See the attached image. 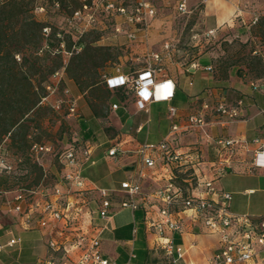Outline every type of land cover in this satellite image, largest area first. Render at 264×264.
<instances>
[{
  "label": "built area",
  "instance_id": "obj_1",
  "mask_svg": "<svg viewBox=\"0 0 264 264\" xmlns=\"http://www.w3.org/2000/svg\"><path fill=\"white\" fill-rule=\"evenodd\" d=\"M8 0H0V5ZM85 1V0H83ZM123 0H92L84 2L75 9L67 18V27L73 32L72 37L80 38L89 27L95 24L98 16H112V29L114 34L123 33L129 40L137 39V31H142L144 37L150 20L156 10L149 0H132L123 3ZM206 2L208 0H200ZM58 6V3H55ZM40 10L43 8L40 7ZM176 9L181 14L191 12L187 0H177ZM237 12H242L236 7ZM262 12L251 11L249 25L257 24ZM218 27L210 28L205 36H214ZM50 28L42 29L43 43L38 49V54L47 51L51 54L64 53L68 57L78 53L81 47L72 44L70 49L64 45L63 32L56 33L58 45L53 47L48 43ZM164 53L151 51L146 54V65L139 71H131L116 76L103 75V81L109 88L125 87L133 89L137 95L136 103L139 108H144L146 103L153 101H168L173 97L175 84L171 79L158 77L163 71V59L169 54L168 42L165 44ZM18 59V56H16ZM190 68H202L211 72V65L200 66L193 60ZM118 71V69H117ZM64 76V69L56 71L52 76V84L47 85V95L42 98L43 103L48 97L57 92L59 83ZM242 101L227 104L223 100L213 104L204 102L196 114L188 116L182 123L172 122L167 133L157 142H143L138 145L136 152L140 155L142 167L138 170L134 180L120 183L123 198L118 201V207H128L132 210L138 207L135 196L141 193V182L146 176L144 167L153 168L156 162L166 168V175L157 183L154 190L155 198L159 201L158 216L148 222L147 227L156 235L157 247L163 251L167 264H179L184 256V248L175 241V236L183 231L182 222L175 217L178 211L191 210L198 214L203 226L215 231L219 235V248L214 252L208 264H235L247 262L254 256L260 255L264 264V216L253 218L248 214H234L226 209L225 202L230 199V194L219 192L214 182L231 166L232 158L238 149L246 146L247 142L237 137L213 136L207 129L206 113H214L223 118L222 122H230L238 117V108ZM50 107L59 111L63 107L66 114H77L76 98L69 89H63L62 96L55 97L50 102ZM112 108L117 105L113 104ZM169 116L176 114L173 106L168 107ZM196 133L202 140L212 145L216 151L214 160L207 161V172H196L195 186L207 195L218 196L220 203L209 197L193 196L187 189L176 182L177 168L185 161L186 155L180 152L175 145L178 138L184 133ZM259 143L258 138L252 140ZM198 142L195 143L197 145ZM30 151L38 161L46 153L53 151L51 145H42L33 142ZM125 153L119 139L108 148L107 155L115 156ZM89 146L79 150L71 144L63 147L59 153L58 161L61 166L60 179L51 186L38 184L25 188L17 186L7 191L0 188V193L5 195V200L0 206V214L17 216L20 225L28 228L35 225L45 230L47 253L41 264H115L102 255L100 250L99 230L91 225L94 215L101 219H108L114 212L116 201L114 193L105 188L88 187L81 175L80 168L84 162H92ZM204 163L200 160L199 166ZM253 166L264 167V144H260L254 151ZM198 166V168H199ZM0 174H18L15 166L6 156L0 155ZM80 221V226L75 232L61 230L57 236L53 234L59 226L69 225ZM70 229V227H68ZM6 239L0 237V253L8 248H14L20 242V237L15 236L11 229L5 231Z\"/></svg>",
  "mask_w": 264,
  "mask_h": 264
},
{
  "label": "crops",
  "instance_id": "obj_2",
  "mask_svg": "<svg viewBox=\"0 0 264 264\" xmlns=\"http://www.w3.org/2000/svg\"><path fill=\"white\" fill-rule=\"evenodd\" d=\"M149 1L157 13V3L155 0ZM189 1L192 0H188L187 4ZM209 7L206 6L204 13L211 16L214 27L222 29L228 21L231 22L230 25L240 22L243 27H250L251 13L237 12V3L234 10H221L222 13L212 4L210 9ZM262 17L264 12L258 22ZM153 19L154 17L150 20V26ZM137 34V40L144 41L143 32L137 31ZM244 39L248 44L253 43L250 54L245 56L240 66H233L221 73L213 66L214 56H200L196 59L200 66L211 65V72L200 67H180L169 60L164 62L163 71L158 77L171 79L175 84L174 98L168 101H153L146 103L144 108H139L133 89L109 88L103 81L104 87L110 91L121 92L122 95L115 98L110 93L107 101L112 113L109 124L119 126L113 136L105 132L104 124L99 122L101 116H96L90 106V102L95 101L94 97L86 95V89L80 91L73 79L63 76L62 80L68 86L70 94L76 98V130L91 149L92 162L82 163L81 175L88 187L105 188L116 195L112 215L108 219L94 215L91 221L92 226L99 230L102 255L115 264H167L163 251L156 245V235L147 227L148 222L158 216L160 203L155 198L154 190L166 175V168L160 166L159 162H156L153 168L144 167L146 176L141 182V193L134 198L140 206L134 210L118 207V201L123 198L120 183L134 180L142 167L140 155L136 152L139 144L159 141L167 133L172 122L182 124L188 116L199 112L204 102L213 104L223 100L227 104H235L239 99L242 101L238 108V117L233 121L222 122L223 118L214 113H206L207 129L213 136L237 137L247 142L246 146L238 149L232 158L231 166L214 185L219 192L230 194V199L225 202L228 212L248 214L253 218L264 216V167H255L252 163L254 151L260 144H264V33L255 36L247 32ZM253 59L259 63L257 71L252 67ZM126 72L131 71L116 68L115 72L107 76ZM113 104L117 107L112 108ZM169 106L176 109L172 118L169 116ZM82 123L85 128L81 126ZM254 138H258L259 143H254ZM117 139L121 141L125 153L107 155L108 148ZM175 145L186 155L176 174L181 176L187 193L206 196L220 203L218 196L207 195L192 182L196 172H207L208 164L205 163L216 157L214 147L206 144L194 132L181 135ZM200 160L204 163L199 166ZM6 215L0 214V232L9 228L15 236L20 237V242L14 248L4 250L9 254L3 253L4 251L0 253V264H41L45 256L37 253L36 247L45 240L46 231L39 229L35 223L28 228L22 227L17 216H13L10 223H2L1 217ZM175 217L183 225L182 233L175 236L185 250L179 264H208L219 248L218 233L205 228L198 214L191 210L178 211ZM0 237H5V233L0 234ZM11 256H14V259H10ZM235 264L263 262L261 256L257 255L247 262Z\"/></svg>",
  "mask_w": 264,
  "mask_h": 264
},
{
  "label": "rangeland",
  "instance_id": "obj_3",
  "mask_svg": "<svg viewBox=\"0 0 264 264\" xmlns=\"http://www.w3.org/2000/svg\"><path fill=\"white\" fill-rule=\"evenodd\" d=\"M85 1L91 2L92 0ZM131 1L123 0L122 2L130 3ZM55 2L56 0H34L29 4V10H31L30 12L37 20L50 26L49 32L51 30L62 31L67 44L68 38L72 36L73 32L67 27L66 18L71 14L72 9L78 5L79 0H65L58 6L55 5ZM155 3H157L158 10L154 15L151 26L149 25L146 30L147 38L145 36L144 41L129 40L123 33L114 34L112 29L114 21L110 15L104 16L103 14L98 16L99 18L95 24L86 30L83 36L85 43L104 47L100 53L96 54L95 61L100 63L103 57L107 58L101 65L96 67H94L93 62L87 61V71L95 75L97 83L94 91H91L93 89L90 88L86 89V95L94 96L100 94V89L106 88L104 87L103 75L115 72L116 68L135 72L141 70L146 65V54L151 51L164 53L167 42L169 54L164 57L163 66L164 62L169 60L177 63L180 67H188L193 60L198 59L200 56H214L212 58L214 59L213 66L215 70L217 69L221 73L233 66H240L245 56L250 54L253 43L248 44L245 41V33L249 32L255 36H260L264 33V17H262L257 24L247 28L243 27L240 22L230 25L231 22L226 21L227 23L222 26V29L216 30L214 36L208 37L204 35L206 30L215 26L211 16L204 13L207 5L211 7L212 4L217 7L220 13H222L221 10L226 11L231 8L234 10L236 3L242 12H264V0H209V3L208 1L192 0L188 2V7L191 10L189 14L178 12L176 9L177 0H155ZM40 7L43 9L40 10ZM55 41V38H53L54 43ZM58 57L62 59V62H67L68 56L64 53H59L51 54L45 63L48 65L57 64ZM252 67L256 71L259 69V63L256 59H253ZM66 87L68 86L64 82L59 83L57 92L45 100L46 106L44 105L41 112L36 113L32 117L34 123L29 129V134L33 141L42 145H51L53 150L58 149L60 144L68 139L71 131L78 129L76 127L78 113L69 116L66 114L65 108L55 111L50 107V102L55 97L62 96L63 89ZM110 93L115 98L122 96L121 92L110 91ZM97 104L104 114L100 117L99 122L104 124L105 132L109 136H113L119 126L109 124L111 122L110 108L107 105L102 107L99 102ZM12 151L13 148H9V157L11 159H13ZM52 152L46 153L39 159L42 160L45 176L40 175V171L33 166L29 167V175L26 177L19 175V179L13 177L5 179V174H0V183H2L0 188L11 190L20 185L33 187L39 181L51 186L57 179H60L61 175V166L52 155ZM176 182L184 186L181 176L178 174H176ZM6 216L1 217L2 223L12 222V219L8 215ZM2 233L4 232L1 231L0 234ZM5 238L6 236L2 239L5 240ZM36 251L41 255H46L47 246L45 240L40 242L39 246L36 247ZM3 253L9 254L6 251ZM0 258H2L1 255ZM10 259H14V256H11ZM30 264L35 263L32 262Z\"/></svg>",
  "mask_w": 264,
  "mask_h": 264
},
{
  "label": "trees",
  "instance_id": "obj_4",
  "mask_svg": "<svg viewBox=\"0 0 264 264\" xmlns=\"http://www.w3.org/2000/svg\"><path fill=\"white\" fill-rule=\"evenodd\" d=\"M33 1L8 0L0 5V155L6 156L14 164L16 172H20V175L25 177L29 175L31 166L37 168L40 175L45 176L42 160L37 161L30 151V146L35 141L31 139L29 129L34 123L32 117L41 112L46 104L41 101L48 93L46 86L53 83L51 79L53 74L63 68L64 75L73 79L80 89L90 88L93 89L91 91H94L97 81L94 74L88 73L87 61L93 62L96 67L107 59L103 57L100 63L95 61L96 54L100 53L104 47L85 43L83 38L85 33H83L78 39L70 36L67 44L63 37L66 49H70L72 44L81 47L78 53L69 56L67 62H62L59 56L57 64H46L51 53L44 51L39 55L37 52L44 40L42 29L48 25L37 20L30 12L29 4ZM64 1L56 0L55 3L60 5ZM84 2L79 0L78 5L72 9L71 13L81 7ZM57 32L51 30L47 38L48 43L53 47L57 46L59 42L56 37ZM53 38L56 40L55 43ZM109 95L110 90L102 88L100 94L93 96L95 101L90 102V106L96 116L104 115L98 108L97 102L102 107L106 106ZM81 126L85 128L84 123ZM67 144H71L79 150L88 146L77 130L71 131L68 139L62 142L58 149L53 150L52 155L56 160ZM9 148H13L11 153L13 159L9 157ZM11 177L19 179L18 174L4 175L5 179ZM40 183L46 185L43 181L37 182L36 185ZM23 187L29 188V186ZM113 196L116 197V195ZM4 200L5 195L0 193V206ZM139 206L140 204H138ZM8 216L11 219L14 218V215L8 214ZM79 226L80 221H74L69 225L59 226L53 234L57 236V232L67 231V229L69 232H75ZM175 241L178 242V238L175 237Z\"/></svg>",
  "mask_w": 264,
  "mask_h": 264
}]
</instances>
